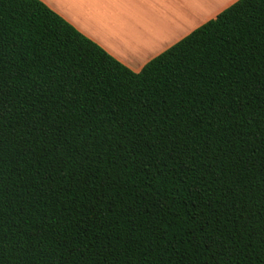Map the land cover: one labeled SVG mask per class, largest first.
I'll return each mask as SVG.
<instances>
[{"label": "trees", "instance_id": "trees-1", "mask_svg": "<svg viewBox=\"0 0 264 264\" xmlns=\"http://www.w3.org/2000/svg\"><path fill=\"white\" fill-rule=\"evenodd\" d=\"M0 264H264V0L138 72L0 0Z\"/></svg>", "mask_w": 264, "mask_h": 264}, {"label": "crops", "instance_id": "crops-1", "mask_svg": "<svg viewBox=\"0 0 264 264\" xmlns=\"http://www.w3.org/2000/svg\"><path fill=\"white\" fill-rule=\"evenodd\" d=\"M134 72L237 0H41Z\"/></svg>", "mask_w": 264, "mask_h": 264}]
</instances>
